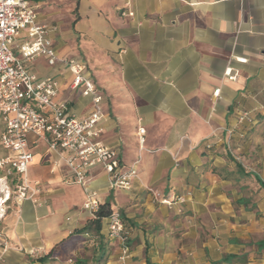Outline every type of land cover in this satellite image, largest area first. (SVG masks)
<instances>
[{
    "label": "crops",
    "instance_id": "0c3cea01",
    "mask_svg": "<svg viewBox=\"0 0 264 264\" xmlns=\"http://www.w3.org/2000/svg\"><path fill=\"white\" fill-rule=\"evenodd\" d=\"M48 1L28 4L55 26L57 55L80 63L101 95L98 139L137 175L114 189L96 166L76 183L62 153L30 144L40 191L0 206V264H93L96 238L74 233L90 217L89 190L128 228L125 264H216L227 254L264 264V0H130L124 15L121 0H75L68 13ZM30 69L58 80L55 100L70 114L92 109L66 67L38 57ZM110 242L106 264H121Z\"/></svg>",
    "mask_w": 264,
    "mask_h": 264
},
{
    "label": "built area",
    "instance_id": "2783aa9c",
    "mask_svg": "<svg viewBox=\"0 0 264 264\" xmlns=\"http://www.w3.org/2000/svg\"><path fill=\"white\" fill-rule=\"evenodd\" d=\"M121 1L119 10L124 15L130 0ZM54 29L55 26L37 22L36 11L28 0H0V147L4 150L0 170L5 173L0 179L9 177L12 182L5 183L7 194L3 196V204L10 199L16 203L36 201L39 184L29 179L28 170L33 159L29 145L37 141H42L49 150L62 153L61 160L73 182L84 183L88 171L96 166L109 174V185L114 189H129L137 175L133 165L122 169L116 151L98 139L101 95L83 75L80 63L57 55L50 37ZM38 57L45 58L50 66L66 67L73 74L70 87H79L83 95L91 97L92 109L88 114L76 117L69 113L66 102L55 100L58 80L53 75L39 76L30 69V62ZM236 60L246 61L242 57ZM225 75L235 79L230 68L225 70ZM214 95H218V90ZM138 132L143 142L144 129L139 128ZM173 199L161 197L159 201L171 205ZM98 206L97 192L89 190L83 208L92 217ZM105 225L107 236L117 241L120 263L125 264L130 255L128 228L117 211L106 217ZM0 247H6L2 235Z\"/></svg>",
    "mask_w": 264,
    "mask_h": 264
},
{
    "label": "trees",
    "instance_id": "16d2710c",
    "mask_svg": "<svg viewBox=\"0 0 264 264\" xmlns=\"http://www.w3.org/2000/svg\"><path fill=\"white\" fill-rule=\"evenodd\" d=\"M112 212L111 203L109 199L105 200L103 203H99L98 209L95 211L94 216L89 217L86 223L74 230V233L83 234L90 233L96 238V247L93 250V264H103L107 257L108 246L110 238L101 232L102 220L110 215ZM264 242H259L258 245H263ZM55 248H52L45 255L38 257L36 260L44 262L47 260L53 253ZM247 259L234 254L225 255L221 261L216 264H232V263H244ZM146 263L149 264V260L146 258Z\"/></svg>",
    "mask_w": 264,
    "mask_h": 264
},
{
    "label": "rangeland",
    "instance_id": "374dc122",
    "mask_svg": "<svg viewBox=\"0 0 264 264\" xmlns=\"http://www.w3.org/2000/svg\"><path fill=\"white\" fill-rule=\"evenodd\" d=\"M74 1L75 0H49L48 1V6L51 9H58V10H62L65 13H68L69 12V9L71 7H73ZM77 49L78 48H75L74 51L75 52H78ZM0 127H1V122H0ZM3 154H4V150L1 149V147H0V156H2ZM126 166L129 167L131 165H126ZM4 174L5 173L0 170V178L4 177ZM13 178H14V176H13ZM9 179H10L9 177H7V180L2 179L1 182H0L1 185L3 186V185H5V183H7L8 185H10V183H12V182ZM13 180H15V179H13ZM3 188H5V187L3 186ZM0 196H1V193H0ZM110 243H111V245H115L113 239L111 240ZM107 260H108V257H106L105 262L103 264H106Z\"/></svg>",
    "mask_w": 264,
    "mask_h": 264
},
{
    "label": "bare ground",
    "instance_id": "6f19581e",
    "mask_svg": "<svg viewBox=\"0 0 264 264\" xmlns=\"http://www.w3.org/2000/svg\"><path fill=\"white\" fill-rule=\"evenodd\" d=\"M1 180L2 179H0V182H1ZM0 193H1V198H0V206H2L3 205V196H4V194L6 195L7 194V192L5 191V189H3V188H0Z\"/></svg>",
    "mask_w": 264,
    "mask_h": 264
}]
</instances>
